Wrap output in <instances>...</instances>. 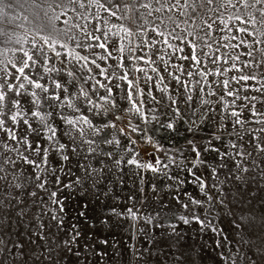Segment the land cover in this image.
Returning <instances> with one entry per match:
<instances>
[{
  "label": "snow or ice",
  "instance_id": "snow-or-ice-1",
  "mask_svg": "<svg viewBox=\"0 0 264 264\" xmlns=\"http://www.w3.org/2000/svg\"><path fill=\"white\" fill-rule=\"evenodd\" d=\"M16 7L25 13L31 11L34 31L29 42L13 39L14 28L11 24L0 28V56L13 53V58L5 59L3 66H0V180L7 178L9 169L14 179H20L15 171L17 160L30 165L33 173L27 179L35 188L49 192L52 204L59 205L58 209L51 210L58 228L62 229L64 223L63 217L56 215L57 211H63V201L56 199L61 178L49 166L48 150L54 148L61 154L62 160H69V156L64 154L69 146L59 143L58 129L51 122L53 114L69 126L64 128L63 134L72 141L73 153L82 144L89 145L88 151H96L92 145L97 141L85 138L86 134L97 136L105 129H112L111 139L105 135L99 143L119 146L121 140L117 134L136 143V140H131L129 129L131 133H139L140 138L152 144L156 152L167 157V161L160 155L156 156L155 163L140 161L136 159V153L126 161L121 155L115 160L116 165L127 163L166 177V170L176 163L175 157L169 156V150L163 147L159 139L146 133L154 128L175 132L179 123L195 133L199 128L192 125L196 123V113L201 108L204 111L200 123L209 119V112L213 114L209 122L216 125L214 139H220L221 131L238 140H243L247 135V143L258 152H264V138L259 135L264 133V0H0V17L6 18V9ZM140 9L146 12L141 13ZM153 12L159 15L148 26L143 18L145 15L151 16ZM176 13L184 17L183 23L191 25V29L181 28L175 18ZM61 17H64V27L58 28L57 22L61 21ZM28 18L24 16L26 21ZM109 18L127 20L128 23L110 25ZM197 21L200 23L197 24ZM149 30L153 35L146 38ZM25 44L28 46L25 47ZM76 49H80V52ZM153 55L158 56L163 62L164 71L176 82L172 94H168L167 85L159 88L160 92L165 93L171 112L165 122L160 121L155 107L148 106L159 105L160 99L153 95L150 88L145 93L140 87L141 79L145 83L153 79L147 75L146 68L140 67V62L143 61L146 66L155 64ZM173 56L180 63H171ZM169 67L174 72L169 71ZM150 70L158 73L156 67ZM138 72L143 76H137ZM157 79L162 82L164 77L158 75ZM99 89L104 90L103 95ZM217 89L220 95H217ZM227 97L232 99L228 100ZM118 100L126 104L122 111L134 115L139 123L134 124L130 119L125 120L123 125L115 123L113 121L124 119L116 114L113 120L100 124L89 118L88 112L93 116L107 115L109 109L103 105L119 108ZM98 101H102L103 105ZM216 104L221 105L219 113L213 107ZM257 104L261 108L258 109ZM64 108H68L69 112H63ZM245 110L248 115L242 118ZM217 115H220L219 120L215 119ZM34 124L37 126L34 127ZM252 124L262 127H248ZM30 136L33 137L31 140ZM41 140L48 143L42 146ZM225 146L236 151L223 152L215 147L211 150L216 151L221 160L226 156L235 159L237 156L251 155L231 139L225 141ZM187 150L194 154L195 163L202 151L209 149L207 146L202 149L195 140H189ZM176 151L183 154L181 149ZM6 153H13L15 158ZM25 153H31V157L38 159ZM105 155L111 157L113 153ZM240 162L236 161L237 167ZM219 167L226 168L227 165L222 163ZM215 171L213 169L214 174ZM48 173L55 177L51 182L55 190L47 187L50 183ZM79 182L78 179L76 183ZM196 183L206 200L189 197L193 206L190 215H180L178 218L185 224L196 220L203 225L204 221L195 206L211 202L213 196L205 191L209 186L201 178L197 177ZM15 187L22 188L24 185L17 183ZM64 187L70 188L71 185L65 184ZM29 195L36 196V192L32 191ZM175 199L185 210L189 208V203L179 196ZM127 211L132 213L131 208ZM132 215L135 218V213ZM235 227L243 233L241 225L235 224ZM78 235L75 233L72 240ZM63 243L68 247L71 241L65 240ZM220 255L226 262L228 257L223 253Z\"/></svg>",
  "mask_w": 264,
  "mask_h": 264
},
{
  "label": "rangeland",
  "instance_id": "rangeland-1",
  "mask_svg": "<svg viewBox=\"0 0 264 264\" xmlns=\"http://www.w3.org/2000/svg\"><path fill=\"white\" fill-rule=\"evenodd\" d=\"M140 12L145 13L146 10L140 9ZM25 15L29 17L27 21L24 19ZM157 15L159 14L153 12L151 16L145 15L143 19L150 26ZM175 18L181 28L191 29V25L183 23L184 17L179 13L175 14ZM63 19L61 17V21L57 22L58 28L64 27ZM0 20L3 21L0 28L8 27L9 24L14 28L13 39L30 42L34 31L31 11L25 13L19 7L6 9V18L0 17ZM127 23V20L109 18L110 25ZM152 35L149 30L146 38H151ZM76 51L80 52V49ZM12 58L11 52L6 57L0 56V66H3L5 59ZM152 59L156 61L155 64L146 66L143 61L140 62V67L146 68L147 75L153 78L147 83L141 79L140 87L145 93L150 88L153 95L160 99L159 105L148 106L155 107L160 121L165 122L171 112L167 106L169 102L166 95L159 88L167 85L168 94H172L176 82L164 71L163 62L157 55H153ZM171 63L180 62L173 56ZM151 67H156L158 73L151 72ZM169 71L174 72V69L169 67ZM136 75L143 76V73L138 72ZM158 75L164 77L162 82L157 79ZM99 91L103 95L104 90ZM216 91L217 95L221 94L219 89ZM211 99L215 100L216 97ZM98 102L103 105L102 101ZM118 103L119 108L103 105L109 109L107 115L93 116L91 112L87 114L98 124L113 120L114 114L124 117L123 120L113 121L115 123L123 125L129 119L134 124L139 123L134 115L122 111L126 107L125 102L118 100ZM213 107L217 113L220 112V104ZM257 108H261V105L257 104ZM62 111L69 112V109L64 108ZM203 111L201 108L196 113V123L192 127H198L199 130L195 133L189 132L183 123L177 125L175 132L154 128L152 132L146 133L159 139L163 147L169 150V156L175 157L176 163L166 170L167 177L127 163L116 165L115 160L121 155L126 161L136 153V159L140 161L155 163L157 155L167 161V157L156 152L152 144L140 138L139 133H131L129 129L131 140H136V143L117 134V138L121 140L119 146L99 143L105 135L111 139L112 129H105L97 136L86 134L85 138L97 141V144L92 145L96 151L90 152L89 145L82 144L73 153L72 141L63 134L64 128L69 126L64 125L53 114L51 122L58 129L57 139L59 143L69 146V150L64 153L69 156V160H62L61 154L54 148L48 150L49 166L61 178L56 199L63 201V211H57L56 215L63 217V228H58L57 221L52 219L51 210L58 209L59 205L52 204L49 192L35 188L27 179L33 173L32 167L17 160L15 171L20 179H14L9 169L7 178L0 180V264H264V152H258L249 145L247 135L243 140H238L237 137H229L226 132L221 131L220 139H214L216 125L209 122L213 119V114L209 112V119L200 123ZM247 115L245 110L242 118ZM215 119L219 120L220 115ZM248 127L260 128L262 125L252 124ZM19 134L18 131L17 135ZM259 135L264 138V133ZM32 138L29 137L30 140ZM229 139L235 141L238 147L242 145L243 150L251 155L237 156L235 159L226 156L221 160L218 153L211 149L215 147L223 152H235V149L225 146V141ZM189 140H195L202 149L204 146L209 149L202 151L195 163L194 154L187 150ZM46 143L48 141L41 140L42 146ZM176 149L183 150V154ZM108 152L113 155L106 156L105 153ZM6 154L15 158L13 153ZM25 155L31 157V153ZM237 160L241 161L239 167ZM222 163L227 167L220 168ZM245 168L247 171H244ZM213 169H216L215 174ZM226 172L228 175H225ZM48 176L50 183L47 187L55 190L51 183L55 177L50 173ZM197 177L209 186L205 191L213 196V200L203 206H195L196 212L204 221L203 225L196 220L185 224L178 217L190 215L193 206L189 197L206 200L196 183ZM78 179L80 182L76 183ZM17 183H23L24 187H15ZM65 184H70L71 187H64ZM212 185L215 187H211ZM32 191L36 192V196L29 195ZM176 196L189 203L187 210L177 202ZM129 208L135 213V218L127 211ZM235 224L241 225L243 233ZM75 233L79 235L73 241L72 236ZM65 240L71 241L70 246L64 245ZM221 253L228 257L226 262Z\"/></svg>",
  "mask_w": 264,
  "mask_h": 264
}]
</instances>
